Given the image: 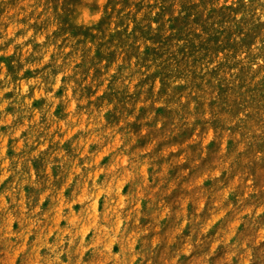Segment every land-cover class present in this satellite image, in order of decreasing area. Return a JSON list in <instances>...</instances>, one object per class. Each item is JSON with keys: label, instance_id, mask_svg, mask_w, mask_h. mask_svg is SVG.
<instances>
[{"label": "clouds", "instance_id": "obj_1", "mask_svg": "<svg viewBox=\"0 0 264 264\" xmlns=\"http://www.w3.org/2000/svg\"><path fill=\"white\" fill-rule=\"evenodd\" d=\"M136 3L0 0V56L22 65L10 74L0 60V264H264V94L249 90L264 80V31L225 71L222 112L211 72L223 52L144 63L142 41L134 52L113 39L138 21L158 27L157 0ZM224 3L233 28L264 25V0ZM241 67L255 79L241 85Z\"/></svg>", "mask_w": 264, "mask_h": 264}, {"label": "rangeland", "instance_id": "obj_2", "mask_svg": "<svg viewBox=\"0 0 264 264\" xmlns=\"http://www.w3.org/2000/svg\"><path fill=\"white\" fill-rule=\"evenodd\" d=\"M9 2L14 4L17 0H9ZM133 2L134 0H124L125 6ZM143 3L144 0H139V3L135 5L136 8L140 9ZM217 4H220V0H157V6L160 9L156 17H154L158 24L157 28L153 29L150 24L145 25L143 22L138 21L131 34L125 29L124 32L115 33L113 39L119 40L121 44H128V41L131 40L132 43L129 45V48L134 52L138 51L136 41H142L143 53L141 55L144 63H147L149 60L155 62L160 59L162 53L170 52L173 48L176 49V54L184 57L185 60L190 57H196L197 62H202L204 59H215L223 52L224 59L217 65V68L213 69L211 72V76L219 81L216 87L219 88L220 92L219 99L214 100L211 106L214 110L219 108L222 112L226 111V97L232 90L225 87L227 84L225 71L241 63L235 60L236 55H238L242 49L251 47L261 31H264V25L251 24L248 26L247 31H244L241 25L237 23L235 28H233L232 21L234 18L232 13L237 9H234L232 5L227 3L220 4L219 7L216 6ZM240 7H243L242 0ZM0 14H2V10H0ZM166 16L167 19H165ZM145 19H147V17ZM36 27L38 28L39 26L37 25ZM197 29L201 31L198 32ZM137 32L139 35H137ZM241 33L243 34L241 35ZM17 34L19 35L20 33L18 32ZM237 35L240 36L239 40L236 39ZM180 41L184 43L181 45L179 43ZM0 47L6 48V45ZM19 47L20 46L17 45V48ZM0 60L6 61L7 70L10 74H14L16 70L13 67V60L17 61V67L22 66L19 64V57L15 54L9 57L0 56ZM249 72L250 69L248 67H241L238 74L241 85L247 84L249 79H255V75L250 77ZM32 74L31 72L25 73V76ZM249 90L253 93L260 92L264 94V80L257 83L254 87L250 86ZM7 95L11 96L12 93H8ZM37 103H42V101H38ZM149 111H151V108H142L140 116L143 117L147 115ZM156 112L158 116L163 115L167 118H171L172 116L171 112L163 108L156 109ZM139 118L140 117H138V119ZM216 124L219 127L224 126L222 119L217 120ZM135 127L139 128V124L135 125ZM185 135H187V131L182 132L180 138L182 139ZM229 147L230 149L233 147L231 141L229 142ZM217 149L218 144L213 143L209 145L208 164H212L216 159L215 152ZM180 167L181 166L178 165L170 167V174L176 175ZM206 183H208L209 187L213 184L212 181ZM25 191L30 192L31 189L26 185ZM120 191L124 193L127 189L122 186ZM238 194L237 191L230 193L229 199L235 200ZM173 195H178L176 189H173L172 194L166 197V199L171 201ZM143 196L144 198L139 207H151L150 201L153 197L147 193L143 194ZM161 196H163L162 193ZM123 199L124 195H121V200ZM176 207H178V205H174V210ZM189 208L190 205L186 206V212ZM78 209L79 205L74 204L72 208L73 217L76 216ZM173 221L174 217H169L166 221H161V224L164 228H167L171 226ZM66 222L62 214L56 219V224L58 226ZM139 222L142 225L155 223L150 215V211L148 215L140 216ZM218 255L222 256L223 252L218 251Z\"/></svg>", "mask_w": 264, "mask_h": 264}]
</instances>
